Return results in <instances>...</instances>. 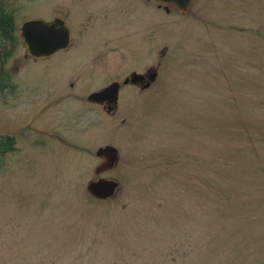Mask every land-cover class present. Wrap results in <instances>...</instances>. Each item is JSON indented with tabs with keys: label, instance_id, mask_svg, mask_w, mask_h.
Here are the masks:
<instances>
[{
	"label": "rangeland",
	"instance_id": "1",
	"mask_svg": "<svg viewBox=\"0 0 264 264\" xmlns=\"http://www.w3.org/2000/svg\"><path fill=\"white\" fill-rule=\"evenodd\" d=\"M0 9V264H264V0ZM55 16L71 42L35 58L22 25ZM115 81L114 110L89 99ZM101 177L112 197L88 191Z\"/></svg>",
	"mask_w": 264,
	"mask_h": 264
},
{
	"label": "water",
	"instance_id": "2",
	"mask_svg": "<svg viewBox=\"0 0 264 264\" xmlns=\"http://www.w3.org/2000/svg\"><path fill=\"white\" fill-rule=\"evenodd\" d=\"M164 3H174L180 10L187 11L191 0H159ZM22 36L28 45L29 52L35 56H47L55 51L66 48L70 42V31L65 22L59 18L53 21L43 19L27 20L22 25ZM157 76L156 72L150 74V80L145 87L150 86ZM143 75L138 73L132 74V81L137 82L142 79ZM120 83L115 81L108 86L92 92L89 99L94 102L117 103L119 97ZM97 155L103 158L101 164L97 167L96 172L113 168L119 160V150L113 145H106L97 150ZM118 181L112 178H98L88 183V191L96 198L112 197L117 190Z\"/></svg>",
	"mask_w": 264,
	"mask_h": 264
},
{
	"label": "trees",
	"instance_id": "3",
	"mask_svg": "<svg viewBox=\"0 0 264 264\" xmlns=\"http://www.w3.org/2000/svg\"><path fill=\"white\" fill-rule=\"evenodd\" d=\"M14 30V18L11 14L0 9V36H10ZM0 91L8 88L9 82L3 80V71L0 68ZM2 76V77H1ZM12 148V137L0 138V154Z\"/></svg>",
	"mask_w": 264,
	"mask_h": 264
},
{
	"label": "flooded vegetation",
	"instance_id": "4",
	"mask_svg": "<svg viewBox=\"0 0 264 264\" xmlns=\"http://www.w3.org/2000/svg\"><path fill=\"white\" fill-rule=\"evenodd\" d=\"M148 1V0H147ZM151 1V0H150ZM57 18H59V19H61V20H63L64 22L66 21L64 18H62V17H60V16H55L54 17V19H52V20H46V21H53V20H55V19H57ZM38 19H40V18H38ZM43 20H45V19H43ZM67 26V25H66ZM68 27V26H67ZM69 28V27H68ZM69 31H70V36H71V30H70V28H69ZM56 53V52H55ZM54 53V54H55ZM52 55V54H51ZM48 56H50V55H48ZM48 56H40V57H35V58H42V57H48ZM151 73H153V71H152V69H151V71H150V69H149V71H148V73H144V74H142L143 75V77H142V79H140L138 82H142V83H144V86L148 83V81L150 80V74ZM117 102H118V100H117ZM95 103H97V104H99V105H102L105 109H107L108 111H112V110H114L115 109V107H116V105H117V103H113V102H108L107 100H105V101H103V102H95Z\"/></svg>",
	"mask_w": 264,
	"mask_h": 264
},
{
	"label": "bare ground",
	"instance_id": "5",
	"mask_svg": "<svg viewBox=\"0 0 264 264\" xmlns=\"http://www.w3.org/2000/svg\"><path fill=\"white\" fill-rule=\"evenodd\" d=\"M191 2H192V0H191ZM190 4H191V3H190ZM189 7H190V5H189ZM70 37H71V36H70ZM70 40H71V39H70ZM70 42H71V41H70ZM70 42H69V43H70ZM68 46H69V45H68Z\"/></svg>",
	"mask_w": 264,
	"mask_h": 264
}]
</instances>
